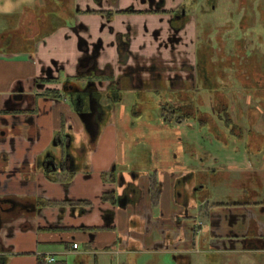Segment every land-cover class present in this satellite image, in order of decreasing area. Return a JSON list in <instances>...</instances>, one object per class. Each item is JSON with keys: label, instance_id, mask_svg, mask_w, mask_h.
Masks as SVG:
<instances>
[{"label": "flooded vegetation", "instance_id": "af4514ba", "mask_svg": "<svg viewBox=\"0 0 264 264\" xmlns=\"http://www.w3.org/2000/svg\"><path fill=\"white\" fill-rule=\"evenodd\" d=\"M67 1L72 3L70 7L67 6ZM56 4L58 24L72 22L64 28L78 35L83 31L86 35L79 36L78 39V49L80 45L82 56L74 77H60L59 71L57 77L53 78L51 72H48L45 78H38L35 82L45 85L48 83L44 81L60 80L57 84H60L63 94L72 101L77 110L89 112L93 109L95 120L100 123V127L109 120L126 90L132 91L135 96L132 110L134 115L154 108L158 109L159 114L162 108L169 106L173 114L177 109L183 110L184 119L169 118L170 122L160 119L162 122L183 124L194 120L199 124L201 118L194 112L190 113L186 105L191 104L194 111L203 112L197 106L204 105L203 96L199 93L194 96L193 93V90L202 89L210 95L212 104V113H203L208 114L209 121L217 123L218 126L220 119L215 110L222 109V105L227 103L223 101V95L230 106L231 100L237 102V93H240L232 89L231 79L239 82L242 86L241 92L252 99L256 91L264 93V53L252 47L253 34L250 32L255 11L258 18L264 20V0H259L255 7L254 0H131V3L126 5H122V0H87L84 6H80L78 0H57ZM222 5L227 10L226 18L233 19L238 16L236 24L226 21L219 23L222 22V17L212 19L213 13ZM90 6L97 9H90ZM85 11H102V14H86ZM118 11L128 13L115 14ZM95 15L103 17L101 29L107 27L111 36L108 44L114 49L113 65L107 62L99 66L98 60L105 48V41L101 36L93 38L89 27L81 20V17ZM124 16L154 17L152 21L155 26L150 27L147 22L142 23L144 37L154 45L153 52L145 54L131 49L138 31L130 22L122 20L121 31L110 24L116 17ZM213 28L215 34L212 38L209 33ZM6 40L10 43L12 41ZM189 46L192 47L191 51ZM190 52L194 63L190 61ZM17 90L12 97L14 101L23 98L22 87L18 86ZM156 99L159 101L156 102ZM196 99L199 103L194 102ZM257 102L264 106V98L262 102L257 99ZM190 115L191 118H185ZM148 118L157 120L152 116ZM253 121L254 119L249 120L251 123ZM4 135L5 130L0 129V136ZM84 136L86 142L79 141L76 147H73L74 140L71 136H54L52 146H62V151L58 155L47 152L43 161L37 163L45 168V177L52 175L56 178L62 174L66 178L71 177L70 171L77 167L75 163L82 162L87 148L94 146L85 129ZM263 144V135L250 127L247 145L258 149ZM1 170L3 167H0ZM22 170L27 171L24 165ZM132 171V178L130 177L128 183L125 182L122 171L118 183L115 179V183L123 187L120 195L112 193L110 196V201L117 207L135 204L141 194L139 188L134 185L139 177L138 170L133 168ZM111 172L115 175V170ZM209 172L214 174L212 171H190L175 179L174 201L181 211L173 216L169 229L164 228V223L159 220L150 226V229L154 227L161 236L151 247L148 248L144 238L135 239L136 251L138 250L139 254L136 264H189V255L197 252L196 249H200L199 252L208 264H221V255L229 250L238 249L237 251L256 254L263 251L264 201L255 199L260 198V192L264 191V170L250 171L249 183L243 185L244 200L206 208L203 204ZM252 184L259 189H252ZM151 206L157 208L152 202ZM54 207L61 208L59 205ZM42 208L43 204L40 202L24 204L13 200L0 201V228L11 218L24 212L37 215ZM191 211L196 214H191ZM150 229L143 224L138 235L143 236ZM163 255L169 257L170 263L163 261ZM139 258L142 259L141 262Z\"/></svg>", "mask_w": 264, "mask_h": 264}, {"label": "crops", "instance_id": "0c3cea01", "mask_svg": "<svg viewBox=\"0 0 264 264\" xmlns=\"http://www.w3.org/2000/svg\"><path fill=\"white\" fill-rule=\"evenodd\" d=\"M128 3L131 0H122V5ZM90 9L97 7L90 6ZM90 18L96 25L104 23L102 16L81 17L89 30L92 27L88 21ZM153 18L116 17L110 24L121 31V21L130 22L138 31L131 49L150 54L154 45L144 37L142 23L155 26ZM100 36L107 43L98 60L99 66L107 62L113 65L114 49L108 44L111 36L104 31ZM78 39V34L60 27L38 42L34 53L0 54V129L5 130V135L0 136V167H3L0 171V201L43 204L37 215L24 212L2 225L0 264H48L46 256L55 259L51 264L57 263L56 257H61L63 264H88L91 256L97 263L100 255L120 256L125 251L127 259L124 264H136L139 254L135 239L142 237L148 248L151 247L161 236L150 226L159 220L167 229L173 216L181 211L174 201L173 188L175 179L191 171L188 169L171 173L170 177L164 176V182L154 172L159 186V205L153 208L148 183L150 173L133 166L132 169L139 173L134 185L141 194L135 204L123 207L112 204L110 196L112 193L120 195L123 187L115 183L116 172L115 175L111 172L116 156L115 136L109 121L100 127L94 146L87 148L82 162L75 163L77 167L70 171L69 183H64L62 179H47L45 168L37 165L47 152L58 155L62 151V146H52L56 134L71 136L73 147L79 141L86 142L83 124L69 98L61 91L60 84L38 85L35 82L38 78H45L48 72L53 78L59 71L60 77H74L82 56ZM18 86L22 87L23 98L14 101L12 97L18 92ZM252 115L250 108L249 120L253 119ZM71 154L75 157L73 152ZM23 165L27 171L22 170ZM122 175L128 183L131 175ZM60 177L65 178V175ZM78 200L89 201L91 206L72 212L69 206L59 208L46 204ZM190 213L196 214L195 211ZM143 224L150 231L143 236L138 235ZM74 243L78 245L77 249L72 248Z\"/></svg>", "mask_w": 264, "mask_h": 264}, {"label": "rangeland", "instance_id": "374dc122", "mask_svg": "<svg viewBox=\"0 0 264 264\" xmlns=\"http://www.w3.org/2000/svg\"><path fill=\"white\" fill-rule=\"evenodd\" d=\"M86 1L78 0L80 6H84ZM258 1L254 0V7ZM71 4L67 1L68 7ZM40 5L49 7L48 3H44L43 0H0V33H3L1 36L2 43H0L2 53L0 54H16L7 51L24 48L29 44L17 41L15 45H12V41L10 43L6 40L5 33L10 30H17L23 31L25 36L31 35L35 29V20L32 14H22V11L26 7L34 8ZM225 11L227 12L222 5L213 13L212 19L222 17L220 19L222 22L219 23L223 24L226 21L236 24L238 16H234L233 19L226 18ZM88 21L92 24L90 34L93 38L99 37L103 31L109 35L107 27L101 29L102 24L96 25L94 19L91 18ZM252 25L250 30L253 34L252 47L260 53H264V20L261 21L258 18L256 11ZM80 34L85 35L83 31L79 33V36H81ZM214 34L215 29L213 28L209 36L213 38ZM189 49L191 51L192 47L189 46ZM189 56L191 63H194L191 52ZM231 80L232 89L240 93H237V102L231 100L229 112L232 121L241 127L242 137L233 136L230 127L225 128L224 124L220 122L219 127L226 136L228 146L221 140H216L207 126L201 127L194 120L183 124L164 123L160 119L150 120L149 116L157 115V108L147 109L143 111V114L134 115L132 113L135 102L134 93L129 90L124 91L121 102L115 107L108 120L115 136L116 159L111 165V170L116 172L117 183L120 180L121 171L124 176H129L133 172V166H138L137 169L140 171H148L150 175L156 172L161 182H164V176L170 177L171 173H180L183 169L205 173L212 171L215 174L209 172L210 176L208 175L206 179L203 206L211 208L216 205L244 200L242 198L244 195L243 185L249 183L250 171L254 169L264 170V144L258 149L255 146L253 149L247 145L250 127L261 133L264 139V106L258 103L255 97L252 99L246 93L243 94L240 83L234 79ZM193 91L194 96H197L198 93L203 96L204 105H197L199 109L203 112L212 113L210 95L202 89ZM158 101L156 99V102ZM250 107L253 110L254 123L248 120ZM164 172L167 173L163 174ZM250 187L254 190L259 189L254 184ZM260 196L255 201H264L263 190L260 192ZM196 250L197 252L189 255V264H208L203 254L199 252L200 249ZM237 250L224 252L221 255V264H264V249L260 254ZM56 258L57 263L55 264H63L61 257ZM126 259L127 256L124 254L120 256L116 254L112 256L100 255L99 261L94 263V258L91 256L88 264H118L124 263ZM162 259L164 262L170 263L167 255H163ZM141 261L142 259H140ZM69 264H73V262Z\"/></svg>", "mask_w": 264, "mask_h": 264}, {"label": "trees", "instance_id": "16d2710c", "mask_svg": "<svg viewBox=\"0 0 264 264\" xmlns=\"http://www.w3.org/2000/svg\"><path fill=\"white\" fill-rule=\"evenodd\" d=\"M43 2L48 3L49 7L47 6H37L34 8H30V7H26L23 9L22 14H32L33 19L35 20V29L34 32H32L31 35H27L25 36L23 31H17V30H10L8 33L6 34V39H11L12 40V45H15L17 41L20 42H26L29 43L26 47L24 48H19V49H14V50H10L7 52L10 53H16V54H31L34 53L35 51V46L38 42H40L41 40H43L45 37L51 35L52 33H54L58 28L60 27H65L66 25H71L72 22H69L68 24L63 23V24H58V20H59V16H58V12H57V0H43ZM84 13L86 14H102V11H85ZM128 13V11H118L115 14H126ZM3 35V33H0V43H2V39L1 36ZM0 53H2V51H0ZM60 80H49V81H44L47 82L48 84H55L58 83ZM256 99H260V101H263L264 98V93H261L259 91H256V93L254 94ZM175 98V97H174ZM225 101L227 102L226 104H223L222 109L219 110H215L217 117L220 119V122L224 124L225 128L226 127H230L231 129V133L233 134V136H236V138H240L242 135V129L239 125L235 124L232 121V117L230 114V106L228 105V100L225 97V95H223L222 97ZM194 102H198L199 101L196 99L194 100ZM186 107L189 108L190 113L194 112L196 114V116H198L199 118H201V120H199V124L201 127L203 126H207L209 128V131H211L213 133V136L216 140H221L225 145H227V140H226V136H224V132L223 130L218 126V124L211 122L210 116L206 113L203 112H199L198 110H193L192 109V105L188 104L186 105ZM191 107V108H190ZM200 115H199V113ZM172 108H170L168 106V108H162L159 111V114L152 116L153 119H163L164 122H170L168 120L174 118V117H178L180 120L184 119V117L182 115H184V111L181 109H177L175 111V113L172 115ZM192 115H190V117H185L187 119L191 118ZM170 118V119H169ZM251 133L253 134V132L251 131ZM47 179H50L52 181H60L62 179V181H64V183H68L71 180V177L69 178H61L60 176L58 177H52V175H47L46 176ZM149 184H150V192H151V202L153 206H157L158 202H159V191H158V182H157V178L155 173L150 175L149 177ZM104 198V197H103ZM48 206H54V205H59L62 207L65 206H77V207H87V206H91V202L89 201H82V200H78V201H64V202H59V203H50L47 202L46 203ZM84 230H86V228H84ZM98 230V229H97Z\"/></svg>", "mask_w": 264, "mask_h": 264}, {"label": "water", "instance_id": "95a60500", "mask_svg": "<svg viewBox=\"0 0 264 264\" xmlns=\"http://www.w3.org/2000/svg\"><path fill=\"white\" fill-rule=\"evenodd\" d=\"M81 46L79 45V49L81 50ZM71 105L74 107V111L77 113L79 119L81 120L83 127L85 131L89 134V136L92 139V142L95 143L97 137L100 133V123L95 120V111L93 109H90L89 112H82L75 108L74 104L70 100ZM54 168V166H52ZM117 199V198H116ZM118 201V200H117ZM118 205L120 203L118 202ZM124 204L122 205V207ZM71 211L74 212L75 208H71ZM81 211V210H80ZM83 211V210H82Z\"/></svg>", "mask_w": 264, "mask_h": 264}, {"label": "built area", "instance_id": "2783aa9c", "mask_svg": "<svg viewBox=\"0 0 264 264\" xmlns=\"http://www.w3.org/2000/svg\"><path fill=\"white\" fill-rule=\"evenodd\" d=\"M77 247H78V245L75 244V243L72 245V248H73V249H77ZM45 260H46V262H47L48 264H51V263L54 262V258L51 257V256H46V257H45Z\"/></svg>", "mask_w": 264, "mask_h": 264}]
</instances>
